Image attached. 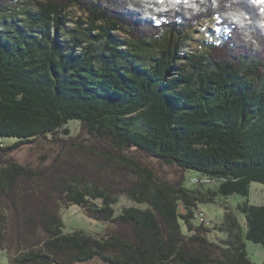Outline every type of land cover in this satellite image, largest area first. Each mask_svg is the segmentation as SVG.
Instances as JSON below:
<instances>
[{"label": "trees", "instance_id": "obj_1", "mask_svg": "<svg viewBox=\"0 0 264 264\" xmlns=\"http://www.w3.org/2000/svg\"><path fill=\"white\" fill-rule=\"evenodd\" d=\"M208 18L217 39L184 51ZM41 143L37 164L19 162ZM189 170L209 180L189 189ZM253 181L264 183V0H0L8 264H255L247 242L264 246V204H238L245 230L226 206L220 241L196 218ZM122 195L148 206L116 215ZM72 205L115 227L64 233Z\"/></svg>", "mask_w": 264, "mask_h": 264}, {"label": "rangeland", "instance_id": "obj_2", "mask_svg": "<svg viewBox=\"0 0 264 264\" xmlns=\"http://www.w3.org/2000/svg\"><path fill=\"white\" fill-rule=\"evenodd\" d=\"M33 2V0H22V2ZM70 16L73 18H85L84 14L76 8H70ZM217 18L207 19L202 23L197 24L190 34L189 39L186 42L184 51H200L203 49L204 42L215 41L217 38V27L215 21ZM70 26H74L75 22H69ZM63 128H68L71 134H75L80 130V122L78 120H70ZM62 128V130H63ZM4 142L12 143L15 141L14 138H4ZM50 148L47 143H41L37 147L31 148L30 146H25L15 155L19 162L23 163H38L39 154ZM205 176L197 170H189L186 172L185 186L189 189L199 186L200 179H205ZM250 186V195L245 197L241 194H231L226 197L218 196L215 202H201L198 205L197 212H202L206 218V226L211 228L209 237L212 240L220 241L225 238V233L213 229L215 226L224 221L226 209L228 206L237 216L243 229H246L245 225V215L238 210L237 206L239 203L248 199L250 203L253 204H264V183L253 181ZM206 186L215 188L217 183H205ZM124 206H137L141 208H146L148 204L137 203L125 195H122L115 204L114 208L116 215L121 213ZM183 205H180V210L183 212ZM62 216L64 220V233H69L74 230H83L85 233H90L93 235L104 236L108 234V231L115 227V224L110 222L99 221L97 219H92L88 217L84 211L77 206H70L69 208L62 209ZM194 225H199L197 219H193ZM183 224V231L187 233L186 225ZM247 251L250 259L255 264H264V246L252 241L247 242ZM0 262L1 264H8V256L5 252L0 251Z\"/></svg>", "mask_w": 264, "mask_h": 264}, {"label": "built area", "instance_id": "obj_3", "mask_svg": "<svg viewBox=\"0 0 264 264\" xmlns=\"http://www.w3.org/2000/svg\"><path fill=\"white\" fill-rule=\"evenodd\" d=\"M206 181H208L209 179H205ZM196 218L202 223L205 222V216L202 212H197L196 213Z\"/></svg>", "mask_w": 264, "mask_h": 264}]
</instances>
